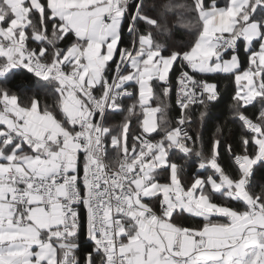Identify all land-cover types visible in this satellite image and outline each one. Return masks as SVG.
<instances>
[{"label": "snow or ice", "instance_id": "snow-or-ice-1", "mask_svg": "<svg viewBox=\"0 0 264 264\" xmlns=\"http://www.w3.org/2000/svg\"><path fill=\"white\" fill-rule=\"evenodd\" d=\"M0 264H264V0H0Z\"/></svg>", "mask_w": 264, "mask_h": 264}, {"label": "trees", "instance_id": "trees-1", "mask_svg": "<svg viewBox=\"0 0 264 264\" xmlns=\"http://www.w3.org/2000/svg\"><path fill=\"white\" fill-rule=\"evenodd\" d=\"M227 83V81L225 80H221V86L223 87L225 84ZM227 101H228V97L227 95H225L224 100L216 105L215 107H213L210 111V120L208 122V126H207V134H210V132L212 130H214V126L223 121V119L225 118V114L227 112Z\"/></svg>", "mask_w": 264, "mask_h": 264}]
</instances>
